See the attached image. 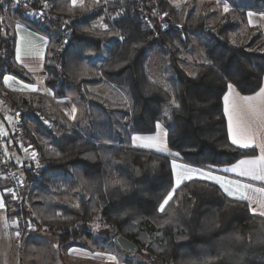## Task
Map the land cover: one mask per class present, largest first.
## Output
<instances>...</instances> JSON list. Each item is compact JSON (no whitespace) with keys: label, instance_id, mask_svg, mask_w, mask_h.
I'll return each mask as SVG.
<instances>
[{"label":"trees","instance_id":"16d2710c","mask_svg":"<svg viewBox=\"0 0 264 264\" xmlns=\"http://www.w3.org/2000/svg\"><path fill=\"white\" fill-rule=\"evenodd\" d=\"M47 1L56 15L54 22L45 24L48 30L16 16L49 40L43 65L45 85L57 99L64 98L67 89L78 95L87 128L84 134L80 125L70 127L53 117L55 128L48 130L41 117L51 115L24 99L5 95L20 115L24 145L34 147L41 166L38 172L33 166L24 168L27 191L20 206L4 198L12 210L9 216L23 220V224L16 223L21 239L32 231L24 223H38L59 244H69L82 233L90 235L86 228L98 215V221L114 236L121 234L134 242L152 264H202L224 248L245 253L247 264H264V249L228 239L239 234L255 240L264 231V218L253 216L245 204L231 203L210 182L195 180L182 186L168 207L169 212H176L178 224L161 226L167 216L157 211L158 205L173 184L170 157L130 146L131 135H152L156 122L163 121L169 150L179 152L177 158L185 165L206 170L211 166L216 171L256 155L255 150L231 145L222 99L228 82L242 95H252L262 86L264 34L245 26L244 14L247 10L264 12V0L242 1V6L233 7L241 9L237 17L227 15L215 25L207 23L205 13L193 14L188 4L177 10L165 0H101L99 6L86 2L76 8L69 0ZM99 18L107 30L92 28L91 22ZM61 25L70 33L63 50L58 49L66 40ZM53 28L59 33L54 39ZM242 28L247 31L239 33ZM6 33L0 39V81L10 74L30 83L15 64L13 34ZM190 33L203 35L209 42L201 63L187 74L180 63L182 53L191 47ZM120 36L124 39L117 38ZM104 46L108 47L106 56L97 66L90 64L87 58L100 54ZM153 47L168 59L171 79L158 82L149 77L146 65ZM81 66L87 69L84 75H79ZM2 95L0 91V98ZM173 97L179 108L170 103ZM27 117L49 143L36 141ZM15 135L9 139L18 147L21 141ZM4 144L7 151L5 137ZM117 178L126 182V191L111 185ZM28 196L34 215L25 205ZM73 196H78L79 207L69 202ZM124 263L135 264L131 260Z\"/></svg>","mask_w":264,"mask_h":264},{"label":"snow or ice","instance_id":"6c2138e0","mask_svg":"<svg viewBox=\"0 0 264 264\" xmlns=\"http://www.w3.org/2000/svg\"><path fill=\"white\" fill-rule=\"evenodd\" d=\"M3 2L4 0H0V4H3ZM169 2L172 3L174 7H180L181 0H169ZM184 2H186V0H184ZM217 2L219 3V0H217ZM19 3L20 0H15V5H19ZM78 3L81 7H84L83 0H71V7L74 8ZM92 3L95 6H99L101 4V0H92ZM229 11V5L224 3L222 13L226 14ZM119 14L120 13H117V15ZM165 15H167V13H165ZM248 15L251 17L253 14L249 13ZM249 24H252L251 19H249ZM102 27L107 30L108 26L105 24L102 25ZM16 28L17 31H19L21 25H16ZM119 38L121 40L124 39L123 36H120ZM41 39L43 40L42 46L37 45L32 40H25L24 37H21L16 46V61L21 63L24 67H28V65L24 63L25 57L43 60L44 50L48 46V41L43 38ZM232 42L235 43V40ZM81 68L82 70L79 72V75L86 74L87 69L83 68V66H81ZM3 79L4 83L8 84L14 78L11 76H4ZM24 87L28 88V90L32 92L38 91V89L32 85ZM21 90H23V88ZM170 103L174 107L179 108V104L176 102L174 97ZM76 113L77 109L73 106L71 111L68 113L70 119L75 120ZM223 115L227 119V136L231 145L240 150H259L258 155L245 156L231 166H227L222 169L225 173H234L237 177L246 178V180L227 179L225 177L215 175L211 171V166H209L208 170H204L190 167L188 165L177 164L175 160H173L171 170L174 182L171 189L163 196L157 209L159 213L166 214L167 216L161 226L178 224L179 218L176 212H169L168 207L171 206L170 202L174 201V197L176 196L178 190H180L182 186L186 185L188 182L195 180L211 181L214 185L219 186V189L222 190V195L226 198H230L231 203L245 204L253 216L264 218V86L259 87V90L252 95H242L237 91L234 84L228 82L227 92L223 95ZM164 116H168L167 109L164 112ZM8 119L11 120L12 118L8 117ZM45 123H48V121H45ZM0 135H7L2 126H0ZM167 137L168 133L164 130L162 124L157 121L155 124L154 134L132 135L130 137V141L133 148L154 150L158 153H167L169 156L178 157L180 155L179 152H171L169 150ZM104 143H111V141L105 140ZM27 151L28 149L25 148V152ZM57 155H59V153H57ZM37 156L38 153L35 149H33L30 154V158L36 161L37 166L39 167ZM246 181H259L262 186H256L253 183ZM111 185L113 187L119 185L122 190H127L126 182L119 178L113 179L111 181ZM74 191H79V189H74ZM13 197L15 198L14 193ZM175 203L178 206L179 200L177 199ZM75 206L79 207L78 204ZM3 208H5V203L3 199L0 198V209ZM29 227L31 228L30 224ZM96 227H99V225H96ZM15 235L19 240L21 233L17 231ZM228 239L233 244L244 245L247 241V246L249 247L257 246L264 249V231L259 233L255 240L252 239L251 235L245 238L239 234H234ZM95 255L105 256L107 264H119L118 257L115 255L105 253H95ZM221 261H227L228 264H247L246 254L232 248H224L218 251L216 256L202 261V264H219Z\"/></svg>","mask_w":264,"mask_h":264},{"label":"rangeland","instance_id":"374dc122","mask_svg":"<svg viewBox=\"0 0 264 264\" xmlns=\"http://www.w3.org/2000/svg\"><path fill=\"white\" fill-rule=\"evenodd\" d=\"M105 1V0H104ZM168 2L171 6H173L172 3L169 2V0H165ZM207 1V0H206ZM242 1H247V0H240V3ZM10 4L12 3V10L18 9L20 10L12 12L11 11H6V15L4 14L1 17L2 20V28L0 29L4 34L6 32H10L9 34L11 35L12 32L9 29L8 25L10 23V19L17 18L16 14H20V16L27 18L28 20H31L33 22L43 24L44 28L48 30L45 24L54 22L56 20L55 14L52 13L50 3L47 0H20L19 5H15V0H9ZM106 2H108L106 0ZM210 1L203 3V4H197L196 0H181L180 7H175V9L180 10L182 9L185 5L190 6L189 8L191 9V12L195 15L200 14V13H209L210 14V19L211 23L209 25H215L217 22H219L222 18H220V13H219V8L222 9V6L215 10V6L213 7L211 4H209ZM8 3V2H7ZM243 3V2H242ZM11 4V5H12ZM223 4V3H222ZM15 5V6H14ZM47 5V6H45ZM89 6V9L92 8L91 4L87 5ZM30 10L27 12V10ZM26 11V12H25ZM214 12V13H212ZM4 13V12H3ZM80 15V14H79ZM77 13L73 12L72 17H76ZM83 16V15H82ZM227 16V15H226ZM224 18V17H223ZM18 19V18H17ZM77 19V18H75ZM116 18L114 17L113 20ZM4 21L7 23L6 25L4 24ZM104 24V21L102 18L96 19L91 22V26L94 30H104L105 28L102 27ZM166 26V25H164ZM163 27V26H162ZM166 28V27H163ZM247 31L245 28L240 29L239 33H245ZM60 33L66 37V40L61 42L58 46V49H62L65 47L66 42H67V37L70 35L69 31L65 28V26L61 25L60 26ZM50 34L52 36V39H54L59 33H57V30L55 28L50 30ZM7 36V35H5ZM189 40L191 42V47L190 49L184 51L182 53V62L180 63V66L186 71L187 74H191L193 68H195L196 65L200 64L202 59L205 57V48L207 46V43L209 40L207 37L195 33H190L188 35ZM119 38V37H117ZM49 42V40H48ZM108 50L107 46H104L102 52L97 55L90 56L88 58L90 64H93L96 66V62L98 60H101L105 54V51ZM96 56V57H95ZM96 58H99L96 60ZM147 68V73L149 77L153 81H164V80H169L173 77L172 71L170 70V65L169 61L166 58H163L161 55H159L157 49L153 47L152 52L149 56V60L146 65ZM98 90V94L102 95L103 91L101 88H97L95 91ZM91 92H93L91 90ZM5 97V96H4ZM6 101V98H5ZM4 100L2 99V103ZM19 102V101H18ZM3 105V104H2ZM15 118L18 117L20 118V115L17 113L14 114ZM5 122L10 123L14 122L13 119L9 120L8 116L4 114ZM53 116L47 117L43 116L42 121L44 123V126H47L46 128L48 130H53L55 128L53 126ZM21 121V119H19ZM85 120V119H84ZM45 121H48V123H45ZM50 121V122H49ZM17 122V120H15ZM0 126L3 127V130L5 129V124L3 120L0 121ZM70 127H75L69 124ZM86 123L84 122L82 126L79 127L81 129L82 133L85 134V129H86ZM19 129V132L17 130H14L15 136L22 142H24V139L22 137V132L20 130V126L15 128ZM5 136V135H3ZM36 141L40 142L41 144L49 143L50 140L47 136L40 134L39 132H36V135L34 136ZM20 142V143H21ZM18 142V144H20ZM5 146V144H4ZM24 150L25 148L28 149L26 152V155L28 156L24 162L23 165L16 166L13 161H11L10 157L8 156L9 161L11 162L10 166L12 167L13 170H15L16 174L21 177V179L24 182V192L27 191V184L23 175V170L25 167H30L33 166V171L35 172V168L37 164L33 162L30 158V154L33 151L34 147L31 146L30 144L28 146L24 145ZM11 147V146H10ZM9 147V148H10ZM14 149V148H13ZM36 151V150H35ZM8 154V151H6ZM41 167V166H40ZM1 180V179H0ZM1 183V181H0ZM1 186V184H0ZM0 190L2 192V188L0 187ZM29 192V190H28ZM77 199L78 196H73L69 202L73 205L77 204ZM32 215H34V205L32 199L28 196L26 199V204H25ZM14 224L17 222L13 219H11ZM23 224V220H22ZM25 227L29 228L27 226V223H24ZM96 225H99V227H96ZM32 231L24 242V246L22 245L21 247H12V242L10 241L7 246H5L4 249L0 248V264H57V257L60 256V262L59 264H107L106 257L105 256H96L95 253H105V254H112L118 257L119 262H125V260H131L135 264H152L151 259L142 251H139L136 254L133 255H126L123 252L120 251V249L117 247V245L114 242V232L106 225L100 223L98 221V215L95 216V221L90 224L86 229H88V232L90 235L86 236V234H81V237L74 242H71L68 244H59L58 252L53 249V247L49 244L43 243L46 242L44 237V232L46 230V227L43 226L42 224L35 223L31 225ZM51 235V234H50ZM49 238V235H47ZM56 239V237L51 235V240ZM57 240V239H56ZM19 244V242H18ZM72 246H76L77 249L74 247L71 248ZM83 248V253H84V259L82 261H78L76 263L72 262V258L76 253H80V249ZM57 254V255H56ZM67 256L65 257V255ZM64 261V262H63Z\"/></svg>","mask_w":264,"mask_h":264},{"label":"crops","instance_id":"0c3cea01","mask_svg":"<svg viewBox=\"0 0 264 264\" xmlns=\"http://www.w3.org/2000/svg\"><path fill=\"white\" fill-rule=\"evenodd\" d=\"M107 1H112V0H107ZM208 1H210L209 4H211L213 7L215 6L214 8L216 11L220 7V5L222 6L224 3H227L229 5L230 11L226 14H223L222 9L219 8L220 18H223L226 15H230L232 17H237V15H238L237 12H241V9L235 10L233 8L237 5L242 6L241 5L242 2L240 3V0H219V3L217 2V0H207V1L206 0H196V3L197 4H203V3H206ZM69 2H70V6H71V0H69ZM86 2H92V0H83L84 4ZM247 2L250 3V0H247ZM11 4H10L9 0H4L3 4H0V29L2 28V25H3L1 17L3 14H4V16L6 15V13H7L6 11L12 10L11 8H12L13 4L12 5ZM76 7H81V6L78 3L74 8H76ZM26 10H27V12L30 11L28 9H26ZM15 11L19 12L20 10H18V9L12 10V12H15ZM212 13H214V12H212ZM249 13H252L253 15L251 17H249V15H248ZM206 16H208L207 17V23L213 22L210 19L209 13H207ZM244 16H245V20H246L245 26H247L249 28H258L264 34V12H259V11H255V10H247L245 12ZM249 19H251L252 24H249ZM4 24L6 25L7 23L4 21ZM18 24L21 25V28L19 29V31H17V28H16V25H18ZM7 25L9 27V29L11 30L13 37H14V59L16 56V46H17V43L20 41L21 37H24L25 40H32L37 45H41V46L43 44V40L41 38L46 39L48 41V39L45 36L38 34L37 32H35L33 29H31L29 26H27L26 24H24L23 22H21L17 18L10 19V23ZM6 34H4L0 30V39L5 38ZM45 52H46V49L44 50V56H45ZM107 53H108V50L105 51V54L102 57H105ZM97 59H99V58H96V60ZM87 61L89 62L88 58H87ZM24 63H26L28 65V67H24L21 63L17 62L15 59V64L18 66V68H21L27 74V76L31 79L30 83L20 81L19 79L15 78L14 76H12L10 74H4L3 77L4 76H11L14 78L13 80H11L8 84H5L4 79L2 77L1 83H0L1 91H3V95L0 98V121L3 120V122L5 124L4 131L7 133V135H5L4 137L6 138V148L8 151V155H9L11 161H13L16 166H19L21 164L23 165V163L26 162L25 159L28 156L26 155V152L24 150V146H23L24 143L21 142L20 144H18L17 145L19 147L18 148L16 146H13V144H12L13 139L12 140L9 139V136L14 135V130H17L19 132V129H15V128L20 126V124H19L20 118L19 119H18V117L15 118V115H14L15 111L11 107V102L9 100H7L6 96H8L14 100L24 99L27 102H29L30 104H32L33 107H38V108L43 109L47 114H49L53 117H56L57 119H59L60 121H62L65 124H68V125L71 124L72 126H74V125L82 126L84 123V106H82L80 104L79 97L73 90L67 89L66 90V96L64 98L57 99L52 95L51 91L46 87V85H45L46 73H45L44 68H43L44 57H43V60L25 57ZM99 63H100V60H98L95 65L97 66ZM27 85L35 86L38 89V91L32 92V91L28 90V88L24 87ZM262 86H264V77H263V81H262ZM22 88H23V90H21ZM226 92H227V90H226ZM5 98H6V101H5ZM2 99L4 100L3 103H2ZM222 104H223V99H222ZM73 106H75L77 109L75 120L70 119V117L68 115V113L71 111ZM4 114H6V116H8V117H11L14 120V122L6 123L5 118H4ZM15 120H17V122H15ZM27 120H28L27 125L29 126V129L31 130L32 134L35 136L37 130L34 127V124L32 122V118L27 117ZM41 120H42V117H41ZM225 120H226V124H227L226 117H225ZM160 123L162 124L164 130L166 131V128H165L163 121H160ZM133 135H137V134H133ZM130 146H131V141H130ZM131 148H133V147L131 146ZM133 149H140V148H133ZM142 150H147V151H151V152H154L157 154H162V155L170 157V167L172 165L173 160H175V162L177 164H183L182 162L179 161V159L177 157L169 156L167 153H158V152H155L154 150H148V149H142ZM246 150H255L256 155L259 154L258 149H246ZM183 165H185V164H183ZM190 167H193V166H190ZM194 168H197V167H194ZM222 169L223 168L216 170V171H213V170H211V171L213 174L225 177L227 179L246 180V178L237 177L234 173H225L222 171ZM204 170H206V169H204ZM171 172H172V170H171ZM172 177H173V174H172ZM202 181H205V180H202ZM173 182H174V177H173ZM207 182L212 183L211 181H207ZM246 182L253 183L256 186H262L261 182H259V181H246ZM216 186L219 188L218 185H216ZM0 198H2L4 201L5 196L3 195L1 190H0ZM4 203H5V201H4ZM11 213H12V210H9L6 206V204H5V208L0 209V248H2V249H4L5 246H7L9 244L10 241L12 242L13 248H14V246L16 248L19 246L21 247L22 245L24 246L25 240H27V238H29V236L31 234L30 233L24 239L23 243H22L21 237L19 240L16 238L15 233L17 231H19V229H18V226L16 224H14V222H12V220H11L12 217L9 216ZM47 235H49V238ZM42 237H44V239L46 241L43 243L51 245L53 247V249L56 250V252H58L57 250L59 248V246H58L59 243L56 239H53V237H52V240H51V235L47 234V233L46 234L44 233V236H42ZM18 242H19V244H18ZM68 245H71V244H68ZM73 247L74 246H72L71 248H73ZM74 248L77 249L76 246ZM83 251H84L83 248H81L80 253L75 252V255L73 257L71 256L72 262L76 263L78 261H82L84 259ZM66 256H67V254L65 255V257ZM60 259H61V257L58 256L56 259L57 264H59ZM119 264H125V263L119 262Z\"/></svg>","mask_w":264,"mask_h":264},{"label":"built area","instance_id":"2783aa9c","mask_svg":"<svg viewBox=\"0 0 264 264\" xmlns=\"http://www.w3.org/2000/svg\"><path fill=\"white\" fill-rule=\"evenodd\" d=\"M162 26L166 27L164 26V24H162ZM0 91H1V86H0ZM19 124H21L20 121ZM6 153L7 152L4 146V136L0 135V179H1L0 181H1L2 193L10 204L20 206L22 204V198L24 193V182L21 179V177L16 174L15 170H13L12 167L10 166L11 162L9 161L8 154ZM37 160L39 161L38 156H37ZM32 161L37 164L36 161L34 160ZM39 169H40V164L39 167L36 166L35 172H38ZM7 190H11V191H7ZM13 193L15 194V198L13 197ZM12 219L15 220L17 224L22 223L21 217L14 216L12 217ZM29 224L30 223H28L27 226H29Z\"/></svg>","mask_w":264,"mask_h":264},{"label":"water","instance_id":"95a60500","mask_svg":"<svg viewBox=\"0 0 264 264\" xmlns=\"http://www.w3.org/2000/svg\"><path fill=\"white\" fill-rule=\"evenodd\" d=\"M28 235L29 232H26L22 238V243ZM114 242L117 245V247L120 249V251L126 255H133L139 252L138 246L134 242L123 237L121 234L115 236Z\"/></svg>","mask_w":264,"mask_h":264}]
</instances>
